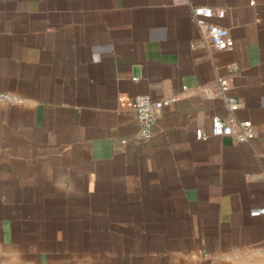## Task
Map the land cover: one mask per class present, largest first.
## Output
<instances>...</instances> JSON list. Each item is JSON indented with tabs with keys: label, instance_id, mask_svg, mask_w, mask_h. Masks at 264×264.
I'll return each mask as SVG.
<instances>
[{
	"label": "crops",
	"instance_id": "obj_1",
	"mask_svg": "<svg viewBox=\"0 0 264 264\" xmlns=\"http://www.w3.org/2000/svg\"><path fill=\"white\" fill-rule=\"evenodd\" d=\"M228 63L248 142L211 134ZM0 92V264H264V0H0ZM137 94L176 97L149 141Z\"/></svg>",
	"mask_w": 264,
	"mask_h": 264
},
{
	"label": "built area",
	"instance_id": "obj_2",
	"mask_svg": "<svg viewBox=\"0 0 264 264\" xmlns=\"http://www.w3.org/2000/svg\"><path fill=\"white\" fill-rule=\"evenodd\" d=\"M176 3H188V0H174ZM225 14L223 8H212L209 6H192L191 17L195 25L206 32L210 37L212 45L221 50H232L234 40L229 30L223 26L211 22L213 16L222 18ZM228 73L216 77V86L223 97L225 108L228 114L224 117L213 116L211 118V134L214 136H234L240 142H248L254 137V128L249 120L238 121L234 116V111L240 106V100L235 96L227 94L232 75L238 70L235 63L226 65ZM16 98L11 94L0 92V102H15ZM176 101V97H168L153 100L148 94H137L132 100V110L137 121V139L149 141L153 136V129L156 123L158 112L171 106ZM195 136L199 140H206L209 135L202 129L195 131ZM264 214V208H254L250 211L251 216Z\"/></svg>",
	"mask_w": 264,
	"mask_h": 264
}]
</instances>
